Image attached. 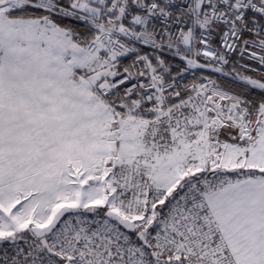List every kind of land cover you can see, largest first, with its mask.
Returning <instances> with one entry per match:
<instances>
[{
    "label": "snow or ice",
    "instance_id": "6c2138e0",
    "mask_svg": "<svg viewBox=\"0 0 264 264\" xmlns=\"http://www.w3.org/2000/svg\"><path fill=\"white\" fill-rule=\"evenodd\" d=\"M0 264H264V0H0Z\"/></svg>",
    "mask_w": 264,
    "mask_h": 264
}]
</instances>
